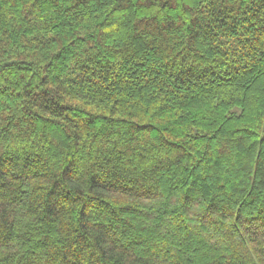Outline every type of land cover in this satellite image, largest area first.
I'll list each match as a JSON object with an SVG mask.
<instances>
[{
  "label": "trees",
  "instance_id": "1",
  "mask_svg": "<svg viewBox=\"0 0 264 264\" xmlns=\"http://www.w3.org/2000/svg\"><path fill=\"white\" fill-rule=\"evenodd\" d=\"M0 264H264V0H0Z\"/></svg>",
  "mask_w": 264,
  "mask_h": 264
}]
</instances>
